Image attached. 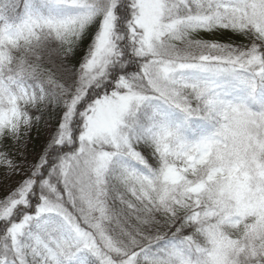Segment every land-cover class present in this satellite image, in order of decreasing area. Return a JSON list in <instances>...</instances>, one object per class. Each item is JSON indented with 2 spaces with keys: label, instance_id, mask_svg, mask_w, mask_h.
Instances as JSON below:
<instances>
[{
  "label": "trees",
  "instance_id": "obj_1",
  "mask_svg": "<svg viewBox=\"0 0 264 264\" xmlns=\"http://www.w3.org/2000/svg\"><path fill=\"white\" fill-rule=\"evenodd\" d=\"M121 1L111 0L110 10H102L53 0H0V160L17 154L10 132L15 109L34 126L31 140L36 143L45 131L50 136L46 151L69 148L83 132L81 127L75 134L73 119L81 123L92 104L81 108L77 102L70 109L69 102L98 98L116 76L131 75L128 66L137 59L130 57L134 49L123 48L130 37L126 28L122 34L112 29L113 48L103 67L82 78L105 20L121 19L112 12ZM212 1L211 9L199 13L204 19L182 27L180 36L206 33L202 41L213 47L210 54L222 53L227 61L185 69L175 83L191 91L190 106L146 98L125 118L121 144L103 147L112 153L102 179L104 226L113 239L108 256L115 264L135 255H145L146 264H264V0ZM123 2L131 12L132 1ZM255 46L260 66L245 62ZM67 168L57 186L81 222L73 195L79 186L73 182L76 162ZM170 168L178 170V180L166 178ZM40 176H32L33 192L46 193L43 184L36 187ZM10 221L7 215L0 225ZM62 223L51 215L42 222L57 235L65 233L74 263L84 258L109 264L101 247L95 251L69 229L58 232ZM2 228V264H21ZM45 259L28 253L25 264Z\"/></svg>",
  "mask_w": 264,
  "mask_h": 264
},
{
  "label": "rangeland",
  "instance_id": "obj_2",
  "mask_svg": "<svg viewBox=\"0 0 264 264\" xmlns=\"http://www.w3.org/2000/svg\"><path fill=\"white\" fill-rule=\"evenodd\" d=\"M53 1L81 6L92 5L102 10L109 9L112 4L111 0ZM123 1L119 2L116 11L112 10L113 14L120 16L121 19L112 22L109 15L105 20L93 54L84 67L82 78L85 79L93 71L103 67V59L113 48L111 38L114 31L120 34L126 32V28L129 29L130 37L129 40L125 39L123 48L128 49L129 53L131 48L134 49L130 57L135 56L134 59L138 62L134 60L129 64L131 75L123 73L116 76L110 88L98 98L91 99L87 96L81 100L76 96L69 102L70 109L77 102L81 108L92 103L87 111H84L85 118L80 117L81 123L77 119L72 121L76 135L80 133L82 127L80 139L69 148L53 147L51 151H46L50 137L47 132H42V137L35 143L30 139L34 127L30 124V119L23 118L19 110H14V123L10 132L17 154L12 158L0 160V219L10 215L11 221L5 225L1 224L0 228H5L8 238L12 239V249L21 264H25L28 253L45 257L44 264H77L68 254L70 248H67L64 240L65 233L60 234V237L55 228L43 226V220L50 215L63 220L60 225L62 229L58 232L69 229L85 245L95 251L97 247H101L108 256L113 239L104 226L106 209L102 176L112 153L103 147H116L121 144L124 139L121 141L120 130L125 118L146 98L164 97L185 107L190 106L192 103L187 97L191 91L175 83L179 81L178 77L185 69L199 65L210 68L216 64L215 62L227 61L222 53L210 54L213 47L202 41L206 33L187 30L188 38L183 39L180 36L182 27L204 19L199 13L211 9L212 0H131V12L125 9ZM222 7L225 8L224 5ZM183 9L186 12L182 13ZM195 9L197 11H194ZM245 62L254 66L262 64L256 46L245 57ZM2 86L4 85L1 84L0 87ZM2 93L0 89V102L3 100ZM45 153L48 161L47 159L45 161ZM70 162H76L79 172L78 181L75 182V178L73 179L74 184L79 185L73 195L77 194L81 222L75 216L73 208L63 198L62 185L57 186V180L60 183L67 178L70 171L67 172V164L70 166ZM37 171L42 176L35 179L36 187L43 184L46 193L37 192L38 190L33 192L32 176ZM166 178L178 180V170L170 168ZM5 246L8 248V244ZM3 253L4 250H0V264L7 260ZM110 255L108 257L111 262ZM146 259L145 255L141 257L135 255L120 264H146ZM86 262L87 260L83 258V264H87ZM111 264L115 262L112 260ZM151 264L167 263L154 261Z\"/></svg>",
  "mask_w": 264,
  "mask_h": 264
}]
</instances>
